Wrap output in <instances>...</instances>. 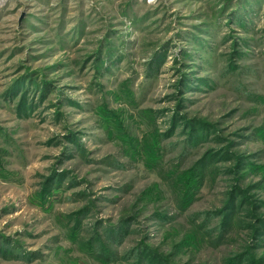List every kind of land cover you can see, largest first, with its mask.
Masks as SVG:
<instances>
[{"label": "rangeland", "instance_id": "obj_1", "mask_svg": "<svg viewBox=\"0 0 264 264\" xmlns=\"http://www.w3.org/2000/svg\"><path fill=\"white\" fill-rule=\"evenodd\" d=\"M156 54L159 65L150 71ZM24 76L49 84L30 91V111L22 116L19 91L12 99L5 96ZM174 114L211 125L217 137L184 152L188 134L179 126L166 142L174 149H166L165 170L177 161L188 167L212 149L243 153L264 165V0H5L0 240L8 237L13 247L38 257L0 254V264H104L74 244L63 222L87 202L81 226L87 237L100 219L116 222L122 214H136L131 227L139 230L125 246L145 238L173 252L178 264H223L225 256L249 246L245 225L218 247H180V240L192 227L190 213L222 206L234 184L255 186L248 195L264 219V169L246 164L240 175L232 158H221L219 171L206 177L197 199L180 213L169 193L153 197L163 172L132 158L118 138L116 118L137 141L149 137L151 121L157 120L153 132L166 131ZM54 170L69 178L43 203L38 192ZM71 180L79 185L68 188ZM155 211H168L171 218L154 217ZM255 255L264 257V244Z\"/></svg>", "mask_w": 264, "mask_h": 264}, {"label": "trees", "instance_id": "obj_2", "mask_svg": "<svg viewBox=\"0 0 264 264\" xmlns=\"http://www.w3.org/2000/svg\"><path fill=\"white\" fill-rule=\"evenodd\" d=\"M160 58L161 54L154 55L149 63L150 71L157 69ZM232 67L233 65L229 62V70H232ZM25 77L14 82L9 87L8 94L6 93L5 96L8 99H12L14 95L17 96V91H19L18 112L22 116L27 115L30 111L28 105L30 91L33 88L40 90L44 87L46 89L49 84L47 80L35 81L30 79V77ZM28 82L31 83V88L25 86ZM183 90L182 88L181 91L183 92ZM182 106L183 104H178V108ZM102 110L105 114H108L107 111L109 109ZM151 114L156 116L153 111H151ZM115 122L119 131L118 138L126 146L129 155L132 158H141L149 169H158L161 174L163 172L164 184H155L158 189L154 191L153 197L160 198L163 195L165 196V193H169V196L174 198L177 210L180 213L188 210L197 199V192L204 185L206 177L212 172L219 171L218 160L221 158L226 160L232 158L235 163L234 171L241 173L240 175L243 174L242 169L246 164H249L251 168L264 169V165H255L246 154L233 153L229 150H226V153L220 154L212 149L203 154L199 159H196L188 167L181 168L183 163L177 161L174 164L170 163L169 167L165 170L163 159L166 149H174L172 148L173 142H166L177 133L179 126H182V132H187L188 134L186 145L183 146L185 148L184 152H187L189 147L202 146L211 140V137H217L216 133L213 135L214 132H211V125L203 123L199 119H189L186 116L181 117L178 114H174L166 131H161L162 129H160L153 132L155 127L157 128V120L151 121L150 129L153 126V130H149L146 133L149 137L147 136L146 139L143 137L142 140L144 141H134L121 120L116 118ZM106 126L107 128H111V121ZM76 143L81 146L79 142ZM114 162L116 164L119 163L117 160ZM66 173V171L57 172L54 170L46 177L42 191L38 192V196L43 203L50 202L53 195L62 189L63 178H69ZM76 185L79 184L71 180L68 188ZM253 188L255 186L252 184L246 186L240 183L234 184L226 192L227 196L224 198L222 206L202 212H191L189 223L192 227L189 228L187 234L180 240V247L186 245L192 248H201L202 246L218 247L227 240L230 231L235 232L238 226L245 225L250 228L251 241L249 243L253 241V244L248 243L249 246H245L242 250L231 252L223 258V264H264V257H255V252L259 245L264 244V219L262 213L257 210V202L256 204L250 202L251 195H248V193H251ZM64 190H68L67 187ZM89 210L90 206L89 202H87L75 211L67 213L63 221L67 227L70 239L89 257L104 264H178L171 259L174 254L173 252L167 253L162 251L161 248L150 244L145 238L140 239L133 245L125 246L130 234L139 230L136 227H131L138 219L136 214H122L116 222L100 219L94 224L92 233L87 237L85 233L87 229L81 226L84 224V218L89 215H87ZM153 216L162 220L171 218L168 211H155ZM8 239L6 237V239L0 240V254L3 257H20L23 260H33L38 257L34 256L35 252L13 247Z\"/></svg>", "mask_w": 264, "mask_h": 264}, {"label": "water", "instance_id": "obj_3", "mask_svg": "<svg viewBox=\"0 0 264 264\" xmlns=\"http://www.w3.org/2000/svg\"><path fill=\"white\" fill-rule=\"evenodd\" d=\"M24 16H25V12H22L21 17H20V20H19V23L22 22V19L24 18Z\"/></svg>", "mask_w": 264, "mask_h": 264}, {"label": "built area", "instance_id": "obj_4", "mask_svg": "<svg viewBox=\"0 0 264 264\" xmlns=\"http://www.w3.org/2000/svg\"><path fill=\"white\" fill-rule=\"evenodd\" d=\"M5 4V0H0V7Z\"/></svg>", "mask_w": 264, "mask_h": 264}]
</instances>
